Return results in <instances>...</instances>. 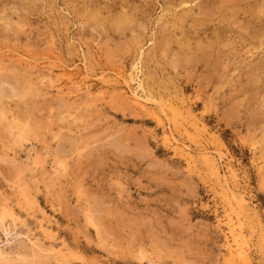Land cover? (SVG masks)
<instances>
[{"label":"rangeland","instance_id":"obj_1","mask_svg":"<svg viewBox=\"0 0 264 264\" xmlns=\"http://www.w3.org/2000/svg\"><path fill=\"white\" fill-rule=\"evenodd\" d=\"M0 250L264 264V0H0Z\"/></svg>","mask_w":264,"mask_h":264},{"label":"bare ground","instance_id":"obj_2","mask_svg":"<svg viewBox=\"0 0 264 264\" xmlns=\"http://www.w3.org/2000/svg\"><path fill=\"white\" fill-rule=\"evenodd\" d=\"M241 198V197H240ZM249 209V208H248ZM3 218V217H2ZM14 230L13 228L7 226L6 224L3 226V232L5 234V237H6V241H5V245H9V244H12L15 240L14 239H17V235H20V234H17L15 237H14ZM17 237V238H16ZM1 251V250H0ZM0 254H2L0 252ZM243 255V253H242Z\"/></svg>","mask_w":264,"mask_h":264}]
</instances>
